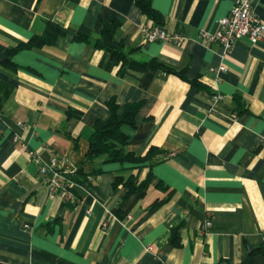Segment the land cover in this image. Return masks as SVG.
<instances>
[{
	"label": "crops",
	"instance_id": "crops-1",
	"mask_svg": "<svg viewBox=\"0 0 264 264\" xmlns=\"http://www.w3.org/2000/svg\"><path fill=\"white\" fill-rule=\"evenodd\" d=\"M235 2L153 0L163 28L185 36L176 45L144 40L148 18L136 0H0V264H242L264 244V39L243 38L227 54L200 39ZM255 9L264 22V0ZM46 21L66 35L11 54L43 35ZM114 22V39L135 49L133 59L186 79L116 65L74 39L85 27L95 40ZM220 67L228 71L212 72ZM112 98L121 112L142 104L135 127L122 131L128 152L158 149L146 165L86 162ZM53 159L92 176L90 188L73 187V203L39 177L38 161ZM148 177L130 193L127 182Z\"/></svg>",
	"mask_w": 264,
	"mask_h": 264
},
{
	"label": "trees",
	"instance_id": "trees-1",
	"mask_svg": "<svg viewBox=\"0 0 264 264\" xmlns=\"http://www.w3.org/2000/svg\"><path fill=\"white\" fill-rule=\"evenodd\" d=\"M136 6L138 9L148 18V22L163 27V16L154 8L153 0H136ZM116 22L112 24H106L95 40L93 39L92 31L81 27L74 39L78 42L94 43L95 47L99 50H105L110 53L114 63L116 65L127 66L128 68L136 71H145L149 68L160 69L167 73L179 76L182 79H186L183 72H179L173 67L166 66L159 63L156 60L148 62L137 61L132 58V54L135 49H126L125 44L118 42L114 39V34L118 28ZM66 33L62 28L51 21H46L45 31L41 36H34L29 41L21 45L19 48L12 50L11 54L17 52L20 48L30 49L34 47H44L46 45H54L57 39L61 36H65ZM197 84V83H192ZM197 86V85H196ZM142 104L131 103L124 107L118 104L115 98H112L108 103V109L110 111V117L106 121H98L94 126V134L90 141V150L86 157V162H93L98 158H105L106 162H114L120 164H132L134 166H143L152 161L160 152L157 148L152 147L149 152L144 156H137L127 151L129 144V137L124 134L122 128L124 126L135 127L136 116L140 110ZM79 112L69 111L68 115L78 116ZM99 171H96L94 175H98ZM66 178L76 185H80L85 188H90L92 182L90 175H87L83 170L75 169L73 174L66 173ZM117 181L120 182V179ZM150 178L142 182L140 185L135 184L132 180L127 182V185L131 188L130 193L141 192L148 187ZM70 204V203H69ZM171 243L174 245L180 244V239L177 234V230H173ZM257 255L264 256V244L259 248H256L251 252L248 259L242 264H255L254 258Z\"/></svg>",
	"mask_w": 264,
	"mask_h": 264
},
{
	"label": "built area",
	"instance_id": "built-area-1",
	"mask_svg": "<svg viewBox=\"0 0 264 264\" xmlns=\"http://www.w3.org/2000/svg\"><path fill=\"white\" fill-rule=\"evenodd\" d=\"M141 31L144 40L149 43L162 41L180 45L185 39V36L181 34L171 33L150 22L144 24ZM243 38H248L253 44L264 39V22L256 13L255 0H236L229 15L218 21L217 29L214 32L202 31L200 33V39L204 44L216 43L226 54L230 53L237 42ZM227 71L226 67L212 69V72L218 73ZM222 99L223 96L219 94L212 97V101L215 103ZM38 164L39 177L46 189L52 194H61L65 202L73 203L75 198L72 191L76 184L68 180L65 174H73L75 169L71 167L60 169L56 159L43 165L38 161ZM88 214L91 215V211H88ZM209 226L211 223L207 222L206 227ZM103 227L107 229L108 222L104 223Z\"/></svg>",
	"mask_w": 264,
	"mask_h": 264
}]
</instances>
